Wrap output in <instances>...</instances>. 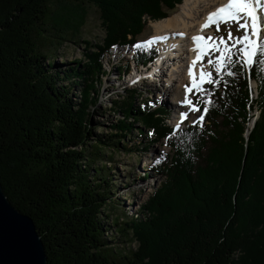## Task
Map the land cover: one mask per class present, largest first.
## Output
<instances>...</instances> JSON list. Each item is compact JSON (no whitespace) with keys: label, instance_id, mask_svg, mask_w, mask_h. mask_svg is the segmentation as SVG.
I'll return each instance as SVG.
<instances>
[{"label":"trees","instance_id":"16d2710c","mask_svg":"<svg viewBox=\"0 0 264 264\" xmlns=\"http://www.w3.org/2000/svg\"><path fill=\"white\" fill-rule=\"evenodd\" d=\"M181 3L0 0V183L32 218L46 264H264V54L242 67L241 45L228 43L231 62L225 56L195 97L202 119L184 128L174 131L163 120L167 110L148 99L134 106L136 93L126 90L110 109L121 116L110 134L91 130L103 57L134 47L148 22L170 17ZM90 8L101 46L82 67L56 70L57 47L81 37ZM155 55L136 49L131 59L141 64ZM134 124L148 147L164 141L170 154L152 162L161 181L137 215L113 222L136 245L125 251L105 238L113 184L104 169L112 162L107 152L120 148Z\"/></svg>","mask_w":264,"mask_h":264},{"label":"rangeland","instance_id":"374dc122","mask_svg":"<svg viewBox=\"0 0 264 264\" xmlns=\"http://www.w3.org/2000/svg\"><path fill=\"white\" fill-rule=\"evenodd\" d=\"M183 1V0H182ZM67 8H64L66 10ZM178 11V7L170 13V16ZM87 16H85L84 25L81 29V37H77L73 42L62 41L61 46L57 47L54 54V63L57 66L56 70L68 71L76 67H82L84 64V55L88 53H93L97 51L98 46H101V39L103 37V31L100 27V22L98 19V13L94 8L88 9ZM242 22V21H241ZM231 31L233 38H238L243 35V29L237 30V25L235 23L229 24H219V30H217V24L211 28L207 33L208 38L207 44L210 45L215 42V45L219 47V52L224 51L230 42L235 44V39H229L228 31ZM153 29L151 27V22H148L145 32L137 39V44L140 47L134 48H121V49H111L110 52L105 55L102 59V69L106 75H100L99 81L95 82V87L98 89L99 103L95 107H89V111H93L91 130L95 135H109L112 131V125L121 116L110 112V109L114 107V101L123 100V97L127 96V91L134 90V106H138L141 100H149V104L152 108L158 106L159 97L161 96L162 84L160 83L164 78H158V74L152 77H147L150 80H156V85L154 82L146 80H133L140 77L136 73L146 72L143 68L133 67L134 63L130 58L133 50H148L150 47L157 50L160 48V42L158 39L153 40L152 44L146 43L153 35ZM219 38L225 40V44H219ZM89 42L90 45L84 43ZM155 44V45H154ZM218 58V57H217ZM220 63H221V58ZM215 58L213 56L207 57L205 61L202 62V70L205 73L204 83H200V75L196 82L199 83L200 89L206 83H209V76L217 72V64H213ZM212 61V63H209ZM80 62V64H76ZM128 66L127 72H125L124 67ZM122 68L124 72L119 75V68ZM205 67V68H204ZM167 68H165L166 74ZM169 71V70H168ZM143 75V74H142ZM130 82V83H129ZM154 83V84H153ZM191 85L187 83L185 88H190ZM196 90V89H195ZM197 91V90H196ZM194 92L189 94V100L192 101L194 106L195 102ZM158 103V104H157ZM162 106L168 110V115L166 117V123L170 126L174 124L175 116H178L175 112L178 106H173L171 102V97L166 96V99L162 100ZM195 107V106H194ZM179 112L187 113L184 122L180 121L178 128H184L186 125H190L199 119L202 115L201 111L192 112L190 108L181 103L179 105ZM183 110V111H182ZM255 113V112H254ZM256 115V113H255ZM141 127L139 124H134L131 134L128 137L120 140L119 149L110 150L107 152L106 156L112 159L111 163L107 164V168L104 169L106 176L109 178V182L113 191L110 193L109 198H112V203L107 204L105 208V215H107L106 227L107 231L105 233V238L108 242L109 247H115L119 250L124 249L125 251L135 250V243H130L129 238H124L117 234L118 227L113 225L117 217H123V221H127L132 216H136L140 206L151 195L154 187H156L161 181V176L156 174L157 172L151 170V165L153 161L164 162L165 157L170 154L169 148L162 141L158 144L150 145L148 147L147 140L144 137L137 136V129ZM138 137V138H137ZM148 147L144 149L143 147ZM128 150V151H127ZM140 158L137 160V158ZM99 168H102V164H98ZM148 177V178H147ZM110 237L117 238L113 242H110Z\"/></svg>","mask_w":264,"mask_h":264},{"label":"bare ground","instance_id":"6f19581e","mask_svg":"<svg viewBox=\"0 0 264 264\" xmlns=\"http://www.w3.org/2000/svg\"><path fill=\"white\" fill-rule=\"evenodd\" d=\"M227 2L228 0H183L176 13L166 19L151 22L154 32L149 40H159L161 54L152 65H148V69L142 74L147 75V77L156 73L162 74V67L158 69L157 64L162 59H166V64H168L169 60L176 58L174 65L172 64V67L168 68L169 71L167 70L169 72V74L167 73L169 82L163 79L160 83L164 95L171 97V102L176 103L178 109L179 105L184 103L185 96L187 95V98L190 99L188 94L192 89H195L192 86V78L189 76V67H192L193 77L201 75L205 71L201 68L202 64L198 63L200 59H196L200 52L192 38L194 36L204 38V35L208 34L207 32L215 25L211 24L209 27L202 28V25L207 22L209 13L215 12L217 8L224 6ZM261 7L264 8V2H262ZM204 40L206 41L205 38ZM193 61H196V63L193 64ZM129 79L133 78L130 77ZM150 82L156 83V80H150ZM165 83L168 84V87L164 85ZM187 83L191 85V88H189L191 90L186 93ZM180 121L181 115L179 114V117H175L172 122L178 125Z\"/></svg>","mask_w":264,"mask_h":264},{"label":"snow or ice","instance_id":"6c2138e0","mask_svg":"<svg viewBox=\"0 0 264 264\" xmlns=\"http://www.w3.org/2000/svg\"><path fill=\"white\" fill-rule=\"evenodd\" d=\"M262 2L264 0H228L227 4L224 6L217 8L215 12L209 13L207 17V22L202 25V28L209 27L211 24H217V30H219V24H231L235 23L237 25V30L243 29V35L238 38H233L232 33L228 31L229 39H235V44L232 45V48H235L236 45H241L238 48V52L240 53L239 58H243L242 67H252L253 66V58L257 57L258 52L260 54H264V45L259 43L261 38V17L258 15V9L264 12V8L261 7ZM243 20V22H241ZM193 42L196 44V48L199 49L200 53L206 52L207 48L211 47L214 50L219 51L215 45H208L203 37H193ZM209 40L212 38L209 37ZM152 41H147L146 43L151 44ZM203 42V43H201ZM225 40L223 38H219V44H225ZM136 47H140V45H136ZM196 50V49H194ZM227 56L229 62H231V50L225 49L221 52V57ZM201 58V55H197V60ZM196 61H193L195 64ZM212 63V61H209ZM220 61H217V71H220ZM205 73H201L200 75V83H204L205 81ZM232 75V73H229ZM189 76L192 78V86L200 91L199 84L196 83L195 78L193 77L192 67H189ZM209 82H212L209 80ZM191 89L186 88L185 92L187 93ZM184 104L187 105L192 112H196L199 109L193 106L192 101L185 96ZM181 120L185 119L187 113H181ZM202 119V117H200ZM158 162V161H157Z\"/></svg>","mask_w":264,"mask_h":264},{"label":"water","instance_id":"95a60500","mask_svg":"<svg viewBox=\"0 0 264 264\" xmlns=\"http://www.w3.org/2000/svg\"><path fill=\"white\" fill-rule=\"evenodd\" d=\"M0 264H46L44 247L32 218L10 203L1 183Z\"/></svg>","mask_w":264,"mask_h":264}]
</instances>
